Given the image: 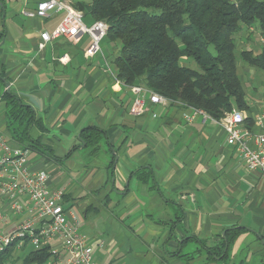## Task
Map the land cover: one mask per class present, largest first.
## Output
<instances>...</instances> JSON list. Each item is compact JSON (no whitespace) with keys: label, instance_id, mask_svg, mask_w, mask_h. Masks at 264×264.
<instances>
[{"label":"crops","instance_id":"crops-1","mask_svg":"<svg viewBox=\"0 0 264 264\" xmlns=\"http://www.w3.org/2000/svg\"><path fill=\"white\" fill-rule=\"evenodd\" d=\"M35 8L36 0H0V133L8 142L17 146L6 127L3 95L10 90L41 120L43 128H30L38 142L30 153L53 160L52 185L60 166L67 168L76 190H89L75 195L62 187L70 198L76 204L95 198L89 204L104 206L120 232H131L146 248L143 256L155 255V264H192L199 256L213 264L245 251L264 257V178L240 160L225 130L203 115L188 122V106L154 104L148 96V111L131 114L135 95L113 68L119 44L105 38L90 58L89 35L41 46V33L53 31L64 12L47 19L24 13ZM87 128L102 131L98 146L82 139ZM42 162L31 167L43 169ZM230 229L241 232L222 256L211 258L208 248L221 246Z\"/></svg>","mask_w":264,"mask_h":264},{"label":"trees","instance_id":"trees-1","mask_svg":"<svg viewBox=\"0 0 264 264\" xmlns=\"http://www.w3.org/2000/svg\"><path fill=\"white\" fill-rule=\"evenodd\" d=\"M77 6L94 20L108 23L106 39L120 46L113 68L123 84L144 85L172 104L201 109L214 119L238 108L248 113L247 126L254 124L253 107L239 74L236 38L257 27L264 35V0H92ZM239 55L245 63L264 70V50L255 53L248 48ZM3 100L11 140L17 147L36 148L38 142L29 131L43 125L33 108L11 92ZM101 135V130L87 128L82 139L98 146ZM137 174L146 180L144 174ZM66 198L70 199L69 193ZM92 210L99 208L90 204L85 216ZM240 232L228 230L221 246L208 248L211 258L222 256ZM16 245L0 251V264H50L48 246L25 247L20 255Z\"/></svg>","mask_w":264,"mask_h":264},{"label":"built area","instance_id":"built-area-1","mask_svg":"<svg viewBox=\"0 0 264 264\" xmlns=\"http://www.w3.org/2000/svg\"><path fill=\"white\" fill-rule=\"evenodd\" d=\"M57 12H64V16L53 31L41 33L44 42L41 46L60 37L76 42L89 35L91 42L85 54L89 58L96 56L107 37L109 25L104 20H94L87 25L86 14L77 6V0H36L34 10H24L28 16L45 19ZM260 43L264 50L263 35ZM129 87L135 95L130 107L135 116L148 111L147 96L154 104L173 103L144 85ZM189 108L191 113L185 114L188 122L198 115L212 118L201 109ZM247 119L244 110L233 108L221 119L214 120L225 130L227 142L246 167L259 171L264 178V103L253 115L254 126L259 131L247 126ZM29 155V149L11 145L0 133V251L12 243L17 244L18 250L48 246L50 264H100L94 255V245L81 231L82 219L74 202L66 198L67 190L53 187L51 173L46 169L32 168ZM98 246L104 247L103 241L98 242Z\"/></svg>","mask_w":264,"mask_h":264},{"label":"rangeland","instance_id":"rangeland-1","mask_svg":"<svg viewBox=\"0 0 264 264\" xmlns=\"http://www.w3.org/2000/svg\"><path fill=\"white\" fill-rule=\"evenodd\" d=\"M85 1L91 2L92 0ZM84 21L90 26L93 22V17L87 12ZM262 35L261 30L257 27L255 30L249 28L247 31L241 32L236 38L239 72L246 85L247 98L256 110L264 103V70L258 67H249V64L241 59L239 53L243 49H250V47L261 52L263 50L260 43ZM104 43H106L105 40L102 44ZM246 67L247 69L245 70L244 68ZM2 106H4V103H2ZM39 159L40 161L41 159L44 161V163L42 162L43 169L52 173L55 172L56 165L51 158H44L47 161L46 163L43 157H38L35 152L31 151L29 160L33 163L37 160L39 161ZM60 168L62 169L60 172L61 177L58 182L53 183V187H66L68 191H72L75 195L88 193L89 190L87 188L81 189L80 191L76 190V185L78 186V184L74 181L73 174L65 167L60 166ZM73 183L76 184L71 186ZM68 200L74 202L72 198ZM92 201L95 202L96 199L88 195L87 199H79L78 204L74 202V206L82 219L81 231L89 237L92 245H94V255L97 260H100L98 262L100 264H155V255L151 253L149 255L150 257L143 256L140 252L145 251L146 248L138 243V238L134 234H131V232L127 230V232H120L122 230L120 222H117L114 218H109L110 216L104 206L93 204L96 208H99V211L92 210L88 216H85L83 211L88 208L89 203ZM126 233L128 236L125 235ZM100 241H103L104 247L98 246V242ZM186 251L187 248L185 249V253ZM18 253L22 255L23 250H19ZM246 255L247 253L245 251L236 256L216 260L213 264H264V257L262 255L250 254L247 257ZM192 264H204L203 258L199 256Z\"/></svg>","mask_w":264,"mask_h":264},{"label":"water","instance_id":"water-1","mask_svg":"<svg viewBox=\"0 0 264 264\" xmlns=\"http://www.w3.org/2000/svg\"><path fill=\"white\" fill-rule=\"evenodd\" d=\"M10 92V90H8Z\"/></svg>","mask_w":264,"mask_h":264}]
</instances>
